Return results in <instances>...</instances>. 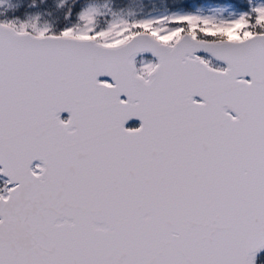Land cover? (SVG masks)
<instances>
[{
    "label": "snow or ice",
    "instance_id": "1",
    "mask_svg": "<svg viewBox=\"0 0 264 264\" xmlns=\"http://www.w3.org/2000/svg\"><path fill=\"white\" fill-rule=\"evenodd\" d=\"M246 2L0 20V264H264V0Z\"/></svg>",
    "mask_w": 264,
    "mask_h": 264
},
{
    "label": "rangeland",
    "instance_id": "2",
    "mask_svg": "<svg viewBox=\"0 0 264 264\" xmlns=\"http://www.w3.org/2000/svg\"><path fill=\"white\" fill-rule=\"evenodd\" d=\"M67 0H56L54 7L62 6ZM154 1L157 0H84V2L79 5L72 19L68 21L65 26L74 25L79 23L78 12L83 7H92L97 10L96 15V25L97 28H103L106 26L107 22L124 19L127 21H135L141 19H155L161 17H172L177 15L194 14L202 17H210L214 19H230L236 15H239L242 10L232 7L230 5H214V4H201L199 6L193 7L189 11L180 10H156L154 8ZM240 3L244 4L246 7V0H239ZM23 1L18 0H0V20L7 19H32L36 18L38 23L43 24V11L39 9H34L27 12H18L14 14V10L20 7ZM156 5V4H155ZM8 13L11 15H8ZM64 26V27H65ZM148 54H144L146 56ZM203 55V54H202ZM150 57V55H148ZM139 63L141 57L136 58ZM154 59V58H152ZM62 117H66L63 115ZM132 125L137 124L136 121L132 120L129 122ZM4 178L0 176V188L4 186Z\"/></svg>",
    "mask_w": 264,
    "mask_h": 264
},
{
    "label": "trees",
    "instance_id": "3",
    "mask_svg": "<svg viewBox=\"0 0 264 264\" xmlns=\"http://www.w3.org/2000/svg\"><path fill=\"white\" fill-rule=\"evenodd\" d=\"M55 1L56 0H23L21 6L15 8L13 13L16 14L17 11L27 12L34 9L42 10L43 24H47L54 31H58L72 19L75 11L84 0H67L62 6H58V8L54 7ZM153 4L156 10L166 11H189L193 7L201 4L230 5L242 11L247 8L244 4L240 3L239 0H157V2L154 1ZM8 15H11V13H8ZM145 57L151 58L148 55ZM137 64L139 65L138 60ZM61 116H63V114ZM1 183L3 182H0V185ZM259 258L264 259V253H261Z\"/></svg>",
    "mask_w": 264,
    "mask_h": 264
},
{
    "label": "water",
    "instance_id": "4",
    "mask_svg": "<svg viewBox=\"0 0 264 264\" xmlns=\"http://www.w3.org/2000/svg\"><path fill=\"white\" fill-rule=\"evenodd\" d=\"M148 55H150V54H148ZM101 79H104V78H106V77H100ZM61 114H65L66 116H67V113H61ZM134 121H136V120H134ZM137 122V124H138V121H136ZM2 178H4V179H6L5 177H3V176H1Z\"/></svg>",
    "mask_w": 264,
    "mask_h": 264
},
{
    "label": "flooded vegetation",
    "instance_id": "5",
    "mask_svg": "<svg viewBox=\"0 0 264 264\" xmlns=\"http://www.w3.org/2000/svg\"><path fill=\"white\" fill-rule=\"evenodd\" d=\"M18 1H21V2H22L23 0H18ZM201 54H203V53H201ZM61 115H62V114H61ZM63 115H65V114H63Z\"/></svg>",
    "mask_w": 264,
    "mask_h": 264
}]
</instances>
